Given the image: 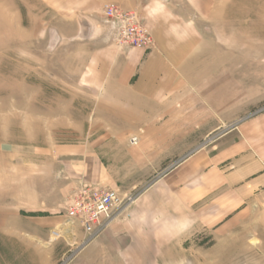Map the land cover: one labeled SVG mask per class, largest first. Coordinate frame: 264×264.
I'll list each match as a JSON object with an SVG mask.
<instances>
[{"label": "rangeland", "instance_id": "1", "mask_svg": "<svg viewBox=\"0 0 264 264\" xmlns=\"http://www.w3.org/2000/svg\"><path fill=\"white\" fill-rule=\"evenodd\" d=\"M207 2L203 19L196 17V11L193 15L206 36L195 62L200 64L199 77L208 98V106L205 97L200 106L210 111V116L213 102L224 101V119L208 120L209 128L218 126L208 135L179 136L176 140L160 137L159 144L150 136L95 134L99 125L94 104L88 89L78 82L79 69L86 60L87 48H82V42L90 32L88 20L78 22V41L62 40L58 19L42 0H0V221L17 215L21 224H30L34 230L44 227L40 237H35V232L32 236L31 255L36 260L46 254L49 258L69 255L86 234L79 222H67L62 216L77 181L84 177L131 198L113 219L130 222V211L140 207L150 214L144 223H151L155 206L166 214L160 223L208 227L207 235L206 230L189 233L194 238L186 242L183 250L172 249L175 262L171 264H248L243 257L238 262L233 249L217 241L216 206L226 191L215 180L224 165L227 171V161L208 165L207 171L216 168L217 176L209 178L211 190L191 209L182 212L174 198L166 200L158 190L154 205L153 187L160 176L197 146L201 151L215 153L224 132L264 114V0ZM130 11L144 22L137 10ZM70 28L63 24L61 27L66 35ZM200 121L193 120V124ZM131 137H137L136 144L129 142ZM170 138L171 143L175 141L171 151L159 152ZM261 148L257 146L252 152L251 170L257 177L264 173ZM62 184L63 203L38 215V199L57 198ZM256 191L264 192V185L258 184ZM259 202L263 204L264 200ZM42 216L59 221L44 226ZM256 218L257 223L263 222L261 209ZM257 237L264 241L259 232ZM259 250L252 254L255 259H261L264 249Z\"/></svg>", "mask_w": 264, "mask_h": 264}, {"label": "crops", "instance_id": "2", "mask_svg": "<svg viewBox=\"0 0 264 264\" xmlns=\"http://www.w3.org/2000/svg\"><path fill=\"white\" fill-rule=\"evenodd\" d=\"M42 2L54 19H58L62 40L78 41V22L86 19L90 24L87 40L79 41L87 51L83 68L79 69L78 82L80 87L88 89L94 104V117L99 125L96 135L150 136L152 142L160 144V137L176 140L179 136L208 135L210 129L218 126L209 128L207 121L224 119V101L216 99L213 102L210 116V111L200 106L203 97L207 96L199 77L200 64L195 62L206 36L193 20V15L196 11V17L203 19L208 8L207 0ZM107 4L137 10L151 33L152 46L147 49L117 46L112 24L103 13ZM62 24L71 27L67 35L61 29ZM205 105L208 106V98ZM193 120L201 121L194 125ZM171 140H167L168 144L164 142L158 151H171L175 145ZM257 146L262 147L259 153L264 160V114L255 115L224 132L217 141L215 153L201 151L197 146L192 154L160 176L153 187L154 205L157 204V192L162 191L166 200L174 198L185 212L206 197L211 190L209 178L218 173L215 182L222 184L226 191L222 198H218L216 206L218 245L222 243V246L232 248L233 257L238 258V262L243 257L248 264H264V251L261 259L252 255L258 249H264V241L257 237L258 232L264 237V220L257 223L256 218L259 209L264 212V203L259 202L264 200V192L256 191L258 184L264 185V173L257 177L251 170L252 152ZM226 161L229 164L227 171L225 165L217 173L216 168L207 171L208 165ZM241 161L248 163L242 164ZM79 179L77 187H101L84 177ZM60 191L62 193H57V198L38 199L35 206L38 215H44L63 203L64 184ZM152 209L151 223H144L145 217H150L144 209H132L127 216L130 222L113 219L96 236L83 235L70 249L69 255L49 258L46 254L41 255L39 261L31 255L32 236L35 232V237H40L44 227L34 230L32 225H23L17 215H12L7 221H0V264H171L175 262L172 249L183 250L186 242L194 238L189 233L206 230L207 235L209 229L203 225L160 223L166 214L155 206ZM41 219L43 225L48 226L58 220L43 216Z\"/></svg>", "mask_w": 264, "mask_h": 264}, {"label": "built area", "instance_id": "3", "mask_svg": "<svg viewBox=\"0 0 264 264\" xmlns=\"http://www.w3.org/2000/svg\"><path fill=\"white\" fill-rule=\"evenodd\" d=\"M103 13L112 24L117 46L139 49L152 46L149 29L135 11L122 10L113 4H107ZM129 142L136 144L137 137H131ZM130 200V197H122L109 188L80 185L69 196L63 216L67 222H79L87 236L93 237L100 233Z\"/></svg>", "mask_w": 264, "mask_h": 264}, {"label": "water", "instance_id": "4", "mask_svg": "<svg viewBox=\"0 0 264 264\" xmlns=\"http://www.w3.org/2000/svg\"><path fill=\"white\" fill-rule=\"evenodd\" d=\"M84 28H82V30H83Z\"/></svg>", "mask_w": 264, "mask_h": 264}]
</instances>
